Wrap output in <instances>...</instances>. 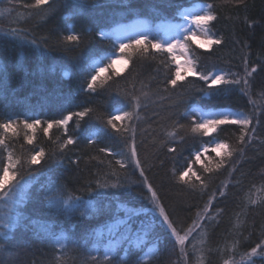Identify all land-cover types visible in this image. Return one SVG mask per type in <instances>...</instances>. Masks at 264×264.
I'll use <instances>...</instances> for the list:
<instances>
[{
    "label": "trees",
    "instance_id": "1",
    "mask_svg": "<svg viewBox=\"0 0 264 264\" xmlns=\"http://www.w3.org/2000/svg\"><path fill=\"white\" fill-rule=\"evenodd\" d=\"M207 3L216 6L214 11L218 18L209 27L215 37L222 38V43L209 49L190 43L197 70L243 76L246 58L249 71L252 67L257 69L248 78L246 90L243 83L209 88L196 76H187L176 90L169 88L168 93H163L165 81L176 70L175 61L167 53L155 52L147 59L135 57L104 88H97L94 93L87 90L95 61L112 51V43L102 35L103 31L144 18L149 23L150 35L161 39L160 23L179 18L185 9ZM4 9L11 11L0 16V118L52 121L85 107L94 111L79 122V129L75 118L69 122L68 133L77 143L63 152L58 151L56 143L57 139L64 138L62 129H52L51 140L38 131L33 145L24 143L22 128L19 137L9 138L16 156L26 158L29 149L43 147L50 157L55 153L56 158L33 166L35 171L27 168L21 171L27 181V195L23 199L0 200V232L8 233L6 242L0 236V264H59L56 257L61 251L55 241L64 242L65 237L69 241L66 264H95L90 257L102 259L105 248L125 228L132 231L131 235L115 247L118 258L111 264H140L149 245H156L158 251L148 264H184L175 237L153 209L151 194L138 170L134 167L124 170L120 180L125 187H96V183L104 179L110 183L115 181V177L105 176L109 172L107 160L110 158L98 149L127 151L123 140L97 117H107L123 107L125 101L117 93L131 91L132 84L139 90L142 83L150 85L157 103L143 110L145 119L140 127L149 131L143 134L138 131L137 147L147 180L178 231L183 234L194 220L198 221L201 227L190 233L189 241L198 249H212L205 251V264H222L218 249L231 246L235 240L239 241L237 261L240 254L264 241V191H260L264 185V100L260 96L264 93V0H246L243 6L225 4L223 0H58L53 8L33 11L30 17L25 15L28 10L0 0V10ZM13 28L23 30L22 39L5 35ZM72 30L81 36L79 45L63 43L64 36ZM161 95L169 98L161 102ZM250 99L257 103H249ZM195 107L216 111L231 109L253 116L250 127L255 128V133L250 135L254 138L236 160L235 171L231 165H226L219 172L208 174L203 172L200 163L192 164V161L194 154L213 140L236 146L239 135L236 126H222L210 136L181 131L177 139L180 136L183 139L178 144H153L157 133H160L158 140L165 139L162 126L170 130L175 121L188 126L190 118L196 119ZM94 136L97 142L90 144L89 139ZM169 146L176 147L177 151L169 152ZM93 157L104 159L105 163ZM208 159L219 160L220 157L210 150L202 161L206 164ZM0 163L6 160L0 158ZM189 164L207 180L206 190L200 189L195 178V190L177 182L176 175ZM54 188H62L84 201L96 202L98 211L92 215L67 214L54 208L50 202ZM213 194L215 198L211 199ZM249 197L260 202L251 205ZM206 205L208 212L204 213ZM197 213L201 215L198 217ZM237 219L239 228L235 227ZM149 226L151 239L143 245V251L136 246L129 249L128 241L135 244V234ZM203 239L207 240L206 245L200 243ZM191 243L186 244L188 264H195L198 253L193 254ZM230 255L231 252L225 253V256ZM256 259L257 264H264Z\"/></svg>",
    "mask_w": 264,
    "mask_h": 264
},
{
    "label": "snow or ice",
    "instance_id": "2",
    "mask_svg": "<svg viewBox=\"0 0 264 264\" xmlns=\"http://www.w3.org/2000/svg\"><path fill=\"white\" fill-rule=\"evenodd\" d=\"M246 0H223L225 4H233L235 6H243ZM9 4H17L18 6L28 10L25 15L30 17L33 11L39 12L53 8L58 3V0H34L32 3H22L21 0H8ZM215 5L212 3L204 4L199 11L186 12L183 14V19L186 25L179 26L178 35L169 40H162L156 36L150 35L147 31H139L132 34L126 35L124 38L112 40L111 37H107L112 43V51L101 56L99 62L95 63L92 67V73L90 74L87 82V90L90 92H96L97 88H104L113 80V77L119 76L123 69L117 68L118 64H123L125 67L135 57L147 59L153 52L163 55L168 54V57L176 61V50L179 49L181 55L185 57V63L180 65L177 61L176 70L172 76L165 81V87L163 93H168L169 88L176 90L181 86V83L186 80L187 76H196L199 80L204 81L205 84L211 88L214 85H240L243 83L245 90L249 86V77L256 72V68L252 67L249 71L248 61L244 60V75L241 76L239 73H203L199 72L196 67V62L192 59L191 44L195 42L198 47L211 48L212 45H220L222 38H217L211 32L209 25H212L217 20V14L214 11ZM11 9L0 10V16H3L5 12H10ZM195 25V29H193ZM23 30L20 28H13L10 32H5V35H12L17 38H23ZM103 35V34H102ZM203 39H200V37ZM81 42V36L74 30L70 31L63 38L64 44H75L79 45ZM184 72L185 75H181ZM149 89V90H145ZM247 94V91H246ZM117 95H122L125 104L123 107L118 108L115 112L109 114L107 117L98 116L97 118L102 120L105 127L111 129L116 133L124 142L127 149L126 152H114L109 148L100 147L99 153L104 154L105 157L110 159L107 160V166L109 172L105 173V176L115 177L114 182H109L108 179H104L102 182L98 181L96 187L98 189H117L125 187V183L121 182L120 176L124 174V170L130 167H134L139 171L141 177H144V185L147 188L148 193L151 194L150 202L153 205V209L161 218L163 224L167 225V228L171 231V234L175 237V244L179 247V257L188 264L189 255L186 244L191 243L189 241V235L197 227H201L197 220H194L192 225L186 230L178 231L173 221L170 219L165 208L161 205L159 196L154 190L153 186L148 182L145 175L144 162L140 158V153L137 147V133L141 134L148 132V128H141V121L145 119L142 115L143 110L147 109L150 105L157 103L156 96L151 92L150 85L141 84L139 90L136 89L135 84H132V90H124L122 93L118 92ZM260 96L264 100V93ZM168 96L161 95L159 100L168 99ZM249 103L256 104L257 101L250 99ZM93 109L85 107L81 111L71 112L65 115L62 119L52 121H41L40 119H33L31 121L18 118L6 117L0 118V158L6 160V163H0V200L2 201H15L16 199H23L27 193L25 192V186L27 181L21 176V171L25 168L35 171L33 166L40 165L42 162L47 163L49 160H55V153L50 157L43 147L29 149V155L25 157L14 155L13 146L9 143L10 137H19L21 128L24 130L23 141L27 145H33L36 142L37 132L40 131L44 136L50 140L52 129H62L64 138L62 140L57 139L58 151L63 152L68 149L69 146L75 145L77 139L68 133L69 122L76 120V128L79 129L80 121H83L86 117H89L93 113ZM158 115V113H154ZM197 118L191 119L190 124L185 126L179 121H175L171 125V129L162 126V134L165 137L164 140H158L160 133H157V137H153V144L161 143L178 144L180 140L177 139L178 134L181 131L190 130L192 134L200 136H210L212 133L217 132L222 126H236L239 130L237 137V145L233 146L226 141L213 140L210 142L211 151L216 153V156L220 157L219 160L208 159L205 164L201 160V155L207 153L209 148L205 146L203 153L198 151L194 154L195 158L192 164L200 163L203 172L212 174L219 172L224 169L226 165L232 166V171H235L236 160L243 155L245 147L254 138L255 128L250 127L253 124V116L246 115L242 112L235 111H208V112H197ZM150 127V125H149ZM98 135V134H97ZM97 142L96 137L89 139L90 144ZM23 147V146H22ZM169 152H176L177 148L174 146L168 147ZM119 157V158H118ZM234 157L236 159H234ZM97 159L99 163H105L104 159L99 157H93ZM192 164H189L187 168L176 175L177 182L196 189L197 185L194 182H199L201 190L207 189V180L202 177L198 171H194ZM19 177V179H18ZM210 178V177H209ZM227 187V184H224ZM260 191H264V185L261 186ZM58 195L53 198L54 206H58L64 213L71 214L75 212L80 204V197L73 196L72 194L64 195L63 189H57ZM220 195L223 196L224 192L221 191ZM215 198L213 194L211 199ZM211 199L209 204L211 203ZM251 205H256L260 201L248 198ZM208 212V205L205 206L204 213ZM201 213H197L199 217ZM239 217V214H237ZM7 227V225H5ZM236 228L240 227V221L237 219L235 225ZM207 235L206 233L204 234ZM0 236L4 237V242L8 239L7 232H0ZM129 242V249L133 246L140 247L143 251V245L140 243V238L137 237L135 244ZM55 243L59 245L61 255L56 257L59 264H66L65 257L67 256V249L69 241L65 237L64 242L61 239H56ZM202 245L207 244V240L203 239L200 241ZM193 254L196 255L195 264H205V251L211 252V248H197L195 243H191ZM239 248V241L235 240L231 246L225 245L223 249H218L222 256V264H257V259L264 261V241L257 243L250 251H246L240 254L239 261L236 260V253ZM122 250V249H121ZM158 251V250H157ZM231 252L232 255L225 256V253ZM156 252H150L145 254L144 259L140 261V264H148V262L154 258ZM95 264H111L113 259L118 258V251L115 247L109 246L105 251L103 258L97 256L90 257Z\"/></svg>",
    "mask_w": 264,
    "mask_h": 264
},
{
    "label": "rangeland",
    "instance_id": "3",
    "mask_svg": "<svg viewBox=\"0 0 264 264\" xmlns=\"http://www.w3.org/2000/svg\"><path fill=\"white\" fill-rule=\"evenodd\" d=\"M203 5L204 4H198L196 6L185 9L182 13H180L179 18L174 19V20H165L162 23H160L159 24V30H160L159 33L160 34L159 35H160L161 39L162 40H169V39H172L173 37L177 36L179 26L186 25V22L183 19V14L186 12L199 11ZM192 27H193V29H195V25H193ZM139 31H147V32L151 33L149 23L144 18H136L135 20H133L131 22L119 24L109 31H103L102 34L105 37H113L115 40H117L118 38L122 39L128 34H132V33L139 32ZM200 39H203V37L201 36ZM190 43H195V42H190ZM203 48L209 49L206 47H203ZM176 57H177V60L174 63L175 69H176L177 61L180 65H183L185 63V57L183 55H181L179 49L176 50ZM192 59H194L193 55H192ZM97 62H99V60L95 61V63H97ZM127 66L125 67V65H123V64H118L116 67L123 69V71H124L127 68ZM219 72H221V71L214 72L213 74L219 73ZM181 75H185V73L182 72ZM189 76H191V75H189ZM214 86H216V85H214ZM194 109L197 112L216 111V110H204V109H201L199 107H195ZM220 111H234V110L226 109V110H220ZM235 112H238V111H235ZM208 148H209V150H208V152H209L211 150V146L208 145ZM200 152L203 153V149ZM208 152L203 153L201 155V160L202 159L204 160L207 157ZM63 193L65 196L68 195V193H66L65 191H63ZM57 195H58L57 188H54V190H52V192H51L50 202H51V206H53L56 209H60L58 206H54V204H53V198ZM78 203L80 204V207L73 213L92 215L98 211V205L96 202L84 201V200L80 199V201H78ZM144 229L145 230H142L141 232H138L135 234L134 242L137 241V237L140 238V243L142 245H145L148 241H150V239H151V235H150L151 234V226L146 227ZM131 232L132 231H130L129 228L123 229L122 234L116 240L110 242L109 246L116 247L119 243L126 240L131 235ZM105 249L107 250L108 248H105ZM156 250H157L156 245H149L147 247L146 254L150 253V252H156Z\"/></svg>",
    "mask_w": 264,
    "mask_h": 264
}]
</instances>
